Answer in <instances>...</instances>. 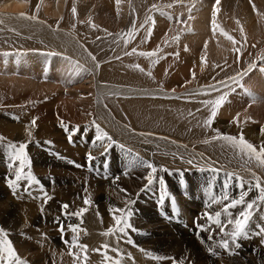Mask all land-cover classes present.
I'll return each mask as SVG.
<instances>
[{
  "label": "bare ground",
  "instance_id": "6f19581e",
  "mask_svg": "<svg viewBox=\"0 0 264 264\" xmlns=\"http://www.w3.org/2000/svg\"><path fill=\"white\" fill-rule=\"evenodd\" d=\"M206 2L207 0H121L118 13L116 0H34L33 4L25 0H0V79L5 77L18 82L13 77L19 79L17 76L21 75L28 83L38 80L40 84L37 87L21 79L25 86H20V91L26 88L22 91L32 94L34 91L36 93L42 90V96L33 93L34 98L30 99L32 103L36 100L39 106L42 104L40 108L42 112L40 111L41 113L37 115L33 109L27 112L31 114L32 120H36L35 125L44 128L43 132L45 131L48 135L51 134L48 125L55 124L56 121L63 122L68 131H65V127H61V130H64L61 133V130L56 128V131L61 133L55 136L58 140H63L60 138L66 133L78 135L86 126H89L90 130H88L91 133L92 127L97 129L98 125L100 130L108 133V136L114 133L122 136L121 138L124 136L127 138L124 141L131 142L137 149H143L142 152L140 151L143 155H149V151L152 153L156 150L155 152L160 154H155L158 157L156 163L170 165V162L175 161L174 155L179 154L183 162L192 160L203 165L222 167V163H218L222 157L221 161L227 166L240 163L239 166L242 168L238 172L250 176L255 173L264 182V167H259L246 155L235 154L233 147L227 141L212 139L217 135L213 126L214 120L211 126L205 123L211 115V105L206 107L202 103V101L214 100L226 94L225 102L220 107L225 110V114L231 113L230 116H233V113L235 117V114L240 113L237 120L243 123L246 122L244 117L247 114L251 118L264 120V59H261L264 57V15L257 14V12L264 14V0H220L215 7L219 9L215 18L218 22L217 26H220L214 32L216 48H214V42L208 41L211 37L205 34L204 24L207 20L205 18L207 12L201 13V11ZM253 4L256 6L255 10L252 7ZM73 8L76 9L75 14L72 11ZM199 17L200 20H198ZM152 20L155 21L154 24ZM93 24L96 25L95 28L92 27ZM133 25H135L136 35L131 42L126 43L127 33L133 30ZM221 29L231 35L236 43L234 44L224 36ZM15 34L16 37H14ZM7 36L10 39H7ZM176 36L180 37L179 41L174 40ZM223 40H226L224 41L226 45L222 44ZM203 43L209 48L213 44L214 49H217V45L218 48L222 46L223 49L219 48V53L214 51L213 53L218 54L217 56L213 54L212 57L211 49L207 51L206 47L207 50H205ZM133 48L136 49L135 53H132ZM151 51L157 52V55L155 57L139 55V52ZM154 61L157 62L154 63ZM135 65H140L144 71H140ZM249 65L252 67L250 68ZM193 71L197 75L194 83L189 81ZM239 73L243 75H238ZM87 74H90L89 78L92 79L90 89H83L80 92L81 89L78 86L75 88L70 86V82L75 83V80L78 82L83 77L88 80ZM48 76L53 77L51 82L48 81ZM230 77H235V80L229 79ZM221 81L224 83L221 84ZM7 82L6 79L3 82L0 80L1 92L7 90L6 86L9 85ZM17 82L14 84L18 85ZM14 86L19 90V85ZM68 86L72 90H69ZM64 88L69 91L64 92ZM32 89L36 90L31 92ZM4 100V95H0V104ZM23 104L24 102L19 103L21 107ZM38 127L36 129L39 130ZM94 134L92 136L94 149L86 151L94 157L91 162H99L112 155L118 161L123 158L124 155L114 146L113 141L107 138L97 140L96 136L99 135L97 130ZM26 136L24 138H27ZM206 140L210 142L205 143ZM74 142L79 145L78 141ZM220 144H228V146H220ZM62 146L64 148L60 147L61 150L58 148L55 153H58L62 159L66 157L65 160L70 163L68 164L70 168L80 165L86 171L92 170L90 172L109 171L110 168L107 169L105 166L89 168L87 163L78 161L79 154L84 153L77 149L79 146L77 148L68 144ZM0 147H3L1 143ZM65 147L68 152L65 151ZM84 147L87 145L84 144ZM1 148L0 160L8 158L5 148L3 150ZM166 153L168 155H165ZM217 154L222 155L219 156L218 161L215 156ZM57 160L64 163L61 158ZM37 161L40 166L46 167L42 174L51 173L52 171L49 170L59 164L56 161L51 163L38 158ZM129 162L133 165L130 159ZM183 162L179 161L178 165ZM244 162L251 164L253 170H249ZM134 166L136 169L139 168L135 164ZM134 168L130 167V174H134L132 173ZM104 184L115 191V186L119 183L110 179ZM100 186L98 180L91 181L89 188L95 189ZM194 189L198 187H191L192 194ZM66 192L73 191L69 189ZM116 192L118 194V191ZM253 193L254 196L257 195L256 191ZM199 194L200 192L196 191V195L199 196ZM87 198L90 200L87 215L91 213L99 215L96 209L91 208L93 195L90 194ZM188 199V202L192 204L191 199L194 200V198L188 197ZM198 199L195 198L194 202L199 206ZM68 211L71 212V209ZM90 219L91 216L88 221ZM45 220L56 224L53 218ZM96 220L101 224L100 219ZM73 221H77V224L81 222V218L76 217ZM59 223L67 224L68 222Z\"/></svg>",
  "mask_w": 264,
  "mask_h": 264
},
{
  "label": "rangeland",
  "instance_id": "374dc122",
  "mask_svg": "<svg viewBox=\"0 0 264 264\" xmlns=\"http://www.w3.org/2000/svg\"><path fill=\"white\" fill-rule=\"evenodd\" d=\"M25 1H27L29 4H33L34 2V0ZM206 3L207 4L203 9L204 11H201V13L207 12V17L204 16L207 19L206 23L204 24L206 27L205 34L206 36L211 37L210 40L208 39V41L214 42V48H216V40L213 39L215 38V34L213 31L212 15L217 9L215 8L217 7V4L216 0H207ZM186 19H189V17H187ZM198 20H200V17ZM215 20L217 25V19L215 18ZM197 32L199 34V31ZM7 35L10 36L9 34ZM14 37H16V34ZM7 39L10 38L8 37ZM205 41L209 43L206 39ZM224 41L226 40H223L222 44L226 45L227 43H224ZM205 45L207 46V44L203 43V47L205 48V50H207V48V51L211 49L210 52H212V57L213 54L217 56V54L219 53V48L223 49L222 46L218 48V45L217 49L213 48V44L211 48H209L208 46L206 48ZM214 51H217L218 53H213ZM210 52H208V54ZM193 73H195L194 77ZM193 73L189 80L192 83L195 82L197 77L196 72L193 71ZM89 75L90 74L86 75V77H88V80L90 79L89 81L87 80V78L83 77L85 80L83 78L79 79L78 82L75 80V83L74 81L69 83L70 86H73L74 88L78 86L81 89L80 92L83 91V89H90V81L92 79L89 78ZM2 78L0 80H2L3 82L6 79L9 85L6 86L7 92L0 91V95L3 94L5 97V100L0 104V136L4 137L5 140L0 143L2 146L7 144L8 142H15L17 144L20 142L28 143L27 151L32 160L31 170L40 181V185L34 184V186L32 185L30 187L31 189L28 187V182L21 181V186L14 196L12 190L7 186L6 183L8 177L12 176L14 178L13 169L9 168L8 166V158L4 157L6 159L0 160V226L4 227L9 232V238L13 241L18 254L24 260L28 261V264H112V262L105 259V251H107L108 256H111L114 259H120L121 264H173V261L171 259H153L146 253H152L154 256L160 257H174L177 260L186 257L188 260H186L185 264H187V261H191V264H264V235L258 234L261 226L264 225V220L261 219L262 217H264V204L258 206V209L255 212L249 227V234L239 241V247L233 246V251L231 253L221 248H217L216 252L218 254L212 255L207 251L206 245L200 243V239L197 236V230L194 221H196L206 210L214 211L220 207L219 205H213L212 209L205 208V203L210 199L211 196L221 194V192L225 190L224 186L226 183L229 185L228 189L226 190L229 191L233 196L238 195L240 191L238 185L241 177L243 178L246 190L250 185L255 183V178L253 176L238 172L242 168L241 166H239L240 163L237 164L232 162L235 164L234 166L232 164L230 166H227L225 163H223V161H221V159L223 158L221 157L222 155L219 154L215 155L217 156L216 161H218L221 157L218 163H222V167H213L206 164L203 165L192 160V163L189 164V160H185V162L181 161L179 154L174 155L175 161H173L172 163L170 162V165L156 163L158 162V157L155 156V154L160 155L158 152H155L156 150L152 151V153L151 151H149L150 156L143 155L142 153H140V151L142 152L143 149H137L131 144V142L124 141L127 138H125L124 136L123 138H121L122 136H117L113 131L112 132L114 133V135L112 134L110 136L111 141L115 143V145H113L122 153V155H124L123 158L118 161L116 157L114 158V156L112 155V157L108 156V159L106 158L99 162H87V152L94 149L92 146L94 138L92 136L95 135V130L98 131L96 127H92V134L89 131V126L84 127V131L82 130V132L78 135L71 134L72 142H70L68 138L69 134L67 133L64 134L62 138H60L63 140L56 139V135H60L61 133H63L62 131H64L61 130L62 123L56 121L57 123L54 122L55 124L47 126L51 130V134L48 135L45 131L43 132L42 129L44 128L38 127L31 123V114L27 112V110L29 111L30 109H33L37 112L35 115L42 112V109H40L42 108V104L39 106V104L36 103V100L34 101V103H32V100L30 101L31 97L34 98V94L36 95L38 93L37 96L43 94L42 90H38L36 93H34V90L36 89H32V91L30 90L31 92L34 91V94L32 93L33 95L30 94L29 90H27L29 93L26 92V94L25 91H22L26 88H22L20 91V86H25V84H23L24 82L28 83L26 82L27 80L25 79V77H21V75L17 76V78L19 79L13 77L15 78V80H18V82H13L10 78ZM51 78L53 77L48 76V81L51 82ZM21 79L24 82H22ZM32 81H34V79H32ZM37 81H34V83H29L31 85L34 84V86H37L38 84H40ZM16 82L19 85V90L14 86H18L17 84H14ZM70 86H68L69 90H72ZM13 87L15 91L13 90ZM65 90L69 91L64 88L63 91L66 92ZM11 92L13 95L11 94ZM22 94L24 95V97ZM26 95L28 97H26ZM85 95L87 94L85 93ZM27 98L29 99V101ZM14 101L16 103H13ZM23 102L24 104L21 107L19 103ZM44 102H46V100ZM5 107L6 109H4ZM36 107H39V109H37ZM49 108L52 109V106L49 105ZM225 113V110H223V108H220L219 112L217 111V115L214 118L213 126H215L214 128L216 130H219V133L236 137H239L242 134L248 142L256 146L264 143V120L261 121L256 117L251 118V116L247 114L244 117L246 122L243 123L237 120L240 113L235 114V117L233 113V116H230L231 113H229V115ZM34 127L35 129L37 127L39 128V130L36 129L38 133L35 129L32 130ZM56 128L61 130V133L57 132ZM32 131H34L35 133H33ZM235 131L237 133H235ZM29 132L31 133V135H28ZM7 133H10L11 135H8ZM34 134L35 136H33ZM40 134L41 136H39ZM24 136H26L27 138H24ZM72 136H74V138ZM25 139L27 140L25 141ZM74 139L79 142V145L74 142ZM28 140L30 142H28ZM84 140H86V142ZM62 141H64L65 143ZM61 144H68L69 146L75 148H77L78 146L80 147L81 145V148L78 147L77 149L81 150L84 153L79 154L80 160L78 159V161H83V164L87 163L89 168L97 167L98 165L103 167L105 166V168L107 169L110 168L109 171H107L106 173L100 170L98 172H90L92 170L87 169L86 171L85 169H82L84 167L77 166H72L70 168L68 166V164L70 163L65 160L66 157L63 156L65 159H62V157H59L60 155H58V153H55V150H57L58 148H64V146H62ZM84 144L87 145V147H84ZM220 146H228V144H220ZM120 147H122L123 149ZM3 149L4 147L1 148V150ZM233 149L235 154L242 155L238 148L233 147ZM65 151L68 152L66 147ZM152 154H154L156 158ZM165 155H168V153H166ZM37 158L41 161H50L51 163H53V161H56L59 164L61 162L57 159L61 158V161L65 164H56L55 166L57 167L51 168L52 170H49L52 172L55 171V173L51 172L42 174V171H44L46 167H44V169L42 165L40 166L38 164ZM161 158H164L163 154L161 155ZM129 159L133 165H130ZM145 161L152 163L158 169L157 172L153 174L154 180L152 184H148V181L145 179V177L150 172V170L148 171L147 168L142 167V162ZM179 161L183 162V164L178 165ZM244 163L247 164L246 162ZM134 164L139 168H134ZM124 166H126L127 168ZM223 166L225 169L223 168ZM130 167L134 168L132 170V173L134 172V174L129 173ZM246 167L249 170H253L251 164L249 163ZM111 174L114 175L111 176ZM84 179L87 180L84 181ZM110 179L116 181V183H119L117 186H115V191L114 189L112 190L110 186L104 184L105 182L110 181ZM97 180L100 182L101 186L95 189L89 188L91 181L96 182ZM192 185L198 187V189H194V194H192L193 191L191 190V187H193ZM69 189L73 191L68 192L70 194L66 192ZM90 190H92V192H90ZM116 191H118V194ZM196 191L200 192L199 196L196 195ZM253 191H256L257 193V190L253 188L249 192L248 199H252L255 197ZM162 192L167 194L163 203H161L160 201ZM45 194L51 197V199L47 200L46 202L44 200ZM90 194L93 195L91 208L96 209L99 215L93 213H91V215H87L88 213L85 212L82 217L84 218L82 219V223H77L79 224L80 229L77 233L74 234L67 229V225L69 223L75 225L77 221L73 220H75L76 217H65L62 214L61 205L65 203L69 204V209H71V211H77L81 208L89 207V205L84 204V199L87 198V196ZM188 197L194 198V200L195 198H199V206L194 202L193 199H191V201L193 202L192 204L188 202ZM115 207L125 208L126 210L132 212L130 223L132 224L135 231L133 229H128L127 235L122 237L105 236L102 234L107 231L114 223L109 209ZM41 209H43L44 211H41ZM117 214L119 215V213ZM28 216L30 218H28ZM90 216L91 219L88 221ZM86 217L88 218L87 220L85 219ZM46 218L55 219L56 224L52 222L49 223L45 220ZM96 219H100L101 224ZM5 221L6 224L4 225ZM62 221L68 223H59ZM199 222L201 224L206 223V221L203 219H200ZM60 224H63L65 226L64 233H61L60 231ZM214 227L215 226H213V228ZM84 230H86V234ZM73 235L78 236L79 244H85L88 246L87 261L84 260L85 253L82 252L78 247L71 246L70 244L65 243L66 240L71 241ZM208 235L209 233L207 232L199 233V236L203 237L205 240H207ZM118 238L119 243H117ZM129 238L133 241V243L127 242ZM219 238L220 237L218 234H214L215 240H218ZM208 242V244H212V241ZM177 243L180 244L178 245ZM104 244L110 245V248L105 250L103 248ZM159 244H161V246ZM180 245L182 246V248ZM112 248H117L119 249V251L113 252L111 250ZM93 249H100V251H93ZM182 250L185 252H183ZM77 255L79 256V259L76 258ZM97 257L99 258L97 259ZM0 264H2V262H0Z\"/></svg>",
  "mask_w": 264,
  "mask_h": 264
},
{
  "label": "snow or ice",
  "instance_id": "6c2138e0",
  "mask_svg": "<svg viewBox=\"0 0 264 264\" xmlns=\"http://www.w3.org/2000/svg\"><path fill=\"white\" fill-rule=\"evenodd\" d=\"M121 3V0H116L117 5V12L119 13V5ZM220 3V0H216V4L218 5ZM155 7V5H153ZM253 9H256L255 4L252 5ZM73 13H76V9H72ZM219 9L217 8L213 13V31L215 32L217 29L216 25V12H218ZM163 14V13H162ZM258 15H264L259 12H257ZM151 19V18H150ZM152 23L154 24L155 21L152 20ZM93 28L96 27V25H92ZM243 31V29H241ZM221 33L226 36L229 40H231L234 44L236 43L235 39L229 35L227 32H224L223 29H221ZM136 35L135 32V25H133V30L127 33L128 41L126 43L131 42L132 39H134ZM149 35L151 33L149 32ZM180 37L176 36L174 37V40L179 41ZM205 47H207L205 45ZM187 50V49H186ZM236 51H239V49H236ZM136 49H132V53H135ZM132 53H126L128 55ZM139 55L144 57H155L157 55V52L151 51V52H139ZM178 55V53H177ZM93 59L95 57L93 56ZM203 59V58H202ZM261 59H264V57H261ZM157 61H154V63ZM136 68H138L140 71H144L143 68L140 67V65H135ZM219 67V65H217ZM251 68L252 65H249ZM148 75H151V73H148ZM238 75H243L242 73H239ZM195 76V73H193V77ZM229 79L235 80V77H230ZM221 84L224 83V81L220 82ZM213 87L214 86H209ZM207 94V93H205ZM226 94L221 95L218 98L214 100H205L202 101V103L207 107L211 105L210 109V117L205 121L206 125L211 126L213 123L214 118L217 115L218 109L223 105L225 102ZM33 125H35L36 120L33 119L31 121ZM62 127H65V131H68V128L63 125V122L61 124ZM97 129L99 132V135L96 136L97 140H103L107 138L109 141H111V137L108 136L107 132H104L99 129V126L97 125ZM217 135L214 136L212 139H222L224 141H227L230 143L233 147L238 148L240 153L242 155H246L249 160H255L256 164L259 167H264V143H261V145L256 146L252 143L248 142L244 136L241 134L239 137L236 136H230L226 134L219 133V130H216ZM29 135L31 133L29 132ZM69 140L71 141V135H69ZM5 140L4 137L0 136V142H3ZM205 143H209L210 141H204ZM51 143V142H49ZM7 152L8 156V166L9 168L13 169V175L8 177L6 180L7 186L12 190L13 195H16L17 190L20 188L21 181L28 182V187L30 188L33 184L40 185L39 179L36 177V175L32 172V160L29 156V153L27 151L28 143L26 142H8L7 144L3 145ZM94 159L92 157L91 153L88 154V160L91 161ZM189 164L192 163L191 160L188 161ZM77 167H80V165H77ZM142 167H145L150 170L149 174L145 177V179L148 181V184H152L154 180V175L157 172V167L154 166L150 162H142ZM27 169V171H26ZM253 176L255 177V183L250 185L248 189H245V184L243 181V178H240L239 182V194L236 196H233L230 194L228 189L229 185L225 184V190L221 192L219 195H213L210 197V199L205 203L206 209H212L213 205H219L220 207L217 210L214 211H205L201 214V216L194 221L195 227L197 230V236L200 239V243L206 245L207 251L212 255H217L216 252L217 248H221L229 253L233 251V246L239 247V241L243 238H245L249 234V227L251 224V221L253 219V216L255 212L258 209V206L261 204H264V182H262L261 178L259 176H256L255 173H253ZM257 190V195L252 198L248 199L249 192L252 189ZM27 190V189H26ZM123 191V190H122ZM166 193L162 192L160 196V201L163 203V201L166 198ZM51 199L50 196H47L45 194L44 200L45 202L47 200ZM84 204L89 205L90 200L85 198ZM70 208V205L65 203L61 205L62 214L65 217H78L81 218L82 223V217L85 212L88 211L87 207L81 208L77 211H71L69 212L68 209ZM43 211V209H41ZM110 214L112 216V220L114 221L113 225L104 233H102L105 236H114V237H122L127 235L128 229H133L132 224L130 223V218L132 216V212L129 210H126L125 208H110L109 209ZM119 213V215L117 214ZM200 219H203L206 221V223L201 224L199 221ZM264 220V217L261 218ZM213 226H215L213 228ZM60 231L61 233L65 232V226L63 224H60ZM67 229L70 230L72 233H77L80 229L79 224H68ZM135 231V229H133ZM218 230V232H217ZM85 234H86V230ZM200 232H207L209 235L207 236V240H205L203 237L199 236ZM214 234L219 235V239H214ZM258 234L264 235V225L261 226L260 231ZM208 241H212V244H208ZM128 243H133V241L129 238ZM66 244H70L71 246L78 247L82 252L85 253L84 260L87 261V249L88 246L85 244H79L78 243V236L73 235L71 238V241H65ZM117 243H119V238L117 239ZM103 248L105 250L110 248V245L104 244ZM113 252H118L119 249L112 248ZM93 251L99 252L100 249H93ZM143 251V250H142ZM153 259H171L173 261V264H185L187 258L183 257L180 260H177L174 257H160V256H154L152 253H146ZM105 259L112 262V264H121L120 259H114L111 256L107 255V251L104 253ZM79 259V256L76 257ZM0 262L2 264H28V261L24 260L19 254L17 249L15 248L13 241L9 238V232L2 226H0ZM187 264H191V261H187Z\"/></svg>",
  "mask_w": 264,
  "mask_h": 264
}]
</instances>
